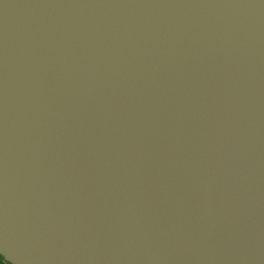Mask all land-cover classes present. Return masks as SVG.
I'll use <instances>...</instances> for the list:
<instances>
[{"label":"water","instance_id":"1","mask_svg":"<svg viewBox=\"0 0 264 264\" xmlns=\"http://www.w3.org/2000/svg\"><path fill=\"white\" fill-rule=\"evenodd\" d=\"M0 256L264 264V0H0Z\"/></svg>","mask_w":264,"mask_h":264},{"label":"flooded vegetation","instance_id":"2","mask_svg":"<svg viewBox=\"0 0 264 264\" xmlns=\"http://www.w3.org/2000/svg\"><path fill=\"white\" fill-rule=\"evenodd\" d=\"M0 264H9V263L5 261L3 257L0 256Z\"/></svg>","mask_w":264,"mask_h":264}]
</instances>
